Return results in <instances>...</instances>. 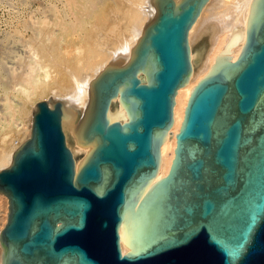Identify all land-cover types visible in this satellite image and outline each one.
Returning a JSON list of instances; mask_svg holds the SVG:
<instances>
[{
  "label": "water",
  "instance_id": "95a60500",
  "mask_svg": "<svg viewBox=\"0 0 264 264\" xmlns=\"http://www.w3.org/2000/svg\"><path fill=\"white\" fill-rule=\"evenodd\" d=\"M208 1L152 0L138 45L91 82L77 129L64 101L34 107L31 137L0 171L1 264H264V0L194 87L154 182ZM69 130L92 147L78 171Z\"/></svg>",
  "mask_w": 264,
  "mask_h": 264
},
{
  "label": "bare ground",
  "instance_id": "6f19581e",
  "mask_svg": "<svg viewBox=\"0 0 264 264\" xmlns=\"http://www.w3.org/2000/svg\"><path fill=\"white\" fill-rule=\"evenodd\" d=\"M106 2L107 0H65V5H63L66 7L64 10L65 16L58 19L56 26H58L59 30H61V32L66 35V38H71L73 35L81 36L82 34L80 33H84V30L90 21L93 20L100 12H102L101 8L106 4ZM252 2L253 0H209L197 18L196 22L190 29L189 45L191 50V63L193 72L188 84L180 88L176 96V105L174 107V124L168 133L166 142L162 145L160 171L158 172L154 182L166 176L171 168V164L175 156L176 135L181 129L188 100L194 87L210 72V69L216 62L217 56L224 50L230 41L234 29L241 28L244 30V34H246L247 21L250 16ZM116 4L117 9H113L112 13L108 15L106 22L99 24V27H97V32L87 35L92 39L93 43L91 42V44L93 45L91 46L93 47L90 46L92 49H89L90 52L88 53L85 60L82 58L84 51L82 54L79 53L81 52L80 50H82H79V48L82 46L80 42L79 44L81 46L79 48L75 47L74 49L70 46L71 49H74L73 51L68 47H65L66 49H69L66 51V55L69 56L73 52V54L76 53V55L73 56L75 57L74 60L72 59L66 65L64 64L65 66L63 65V69L61 68L62 71L56 67H54L55 69L52 70V68H49L48 65L42 64L37 58L31 57L29 60H26L22 63V66L21 68L19 67V70H15L12 73L10 72L9 79L2 83L3 89L8 91L10 86L14 84L19 86L18 91L25 98L28 100H34L33 97H35L39 92L41 93L47 87L49 89L51 87L50 90L56 97L53 95L51 96L55 97L57 100L64 101L65 106L68 109L75 111L73 125L77 129L80 120L83 118L84 113L90 104L91 82L95 80L98 74L102 72V70L108 66L113 59L125 54L126 52L131 54L132 48L138 45L139 39L143 36L145 26L153 21L156 14L152 0H117ZM43 9L46 10V7L43 6ZM30 14H32V12ZM69 16L72 17V19L68 20ZM47 17L46 19H48ZM96 38L98 39L96 40ZM67 40L69 41V39ZM74 40L75 39H73V41ZM244 42L245 39L243 42L239 43L238 46L231 50V52L234 51V53L230 55L233 56V60L238 58ZM65 44H67V42H65ZM83 46L85 47V44ZM31 51L32 49L30 52ZM33 56H35V53ZM141 79L145 80V76L142 75ZM14 92L16 93V90ZM117 101L119 106H121L120 100L118 98L115 100V102ZM7 103L8 110L13 112V106L9 102ZM123 111L125 112L126 118L128 120L126 110L122 109V112ZM78 114H81V116L78 117ZM29 120V125L27 122V126H29L28 138H30L32 135L34 114ZM119 122L125 121L119 120ZM69 133L72 134L73 138L75 139V145L69 148L74 155L76 170L78 171L80 164L83 162V159L86 158L92 147H80L77 143V138L74 135L73 130H69ZM25 137H27V135H25ZM16 150L12 149L11 151L7 148L1 149L0 170L12 163ZM3 196L5 197L4 199H7V203L9 204V199L5 195ZM3 205L5 204L3 203ZM8 213L9 211L6 214V217L3 219V227L0 229V233L8 222ZM121 233L122 227L120 229V235ZM121 245L123 253L126 254L129 251V247L122 240ZM1 255L2 248L0 244V264Z\"/></svg>",
  "mask_w": 264,
  "mask_h": 264
},
{
  "label": "rangeland",
  "instance_id": "374dc122",
  "mask_svg": "<svg viewBox=\"0 0 264 264\" xmlns=\"http://www.w3.org/2000/svg\"><path fill=\"white\" fill-rule=\"evenodd\" d=\"M60 1L61 0H0V151L3 148H7L11 151L12 149H18L19 147H17V143L22 145L27 139H29V126H27V122L29 125V119L33 115V108L42 101H50L51 99L57 100L55 99L56 96L53 95L54 93H52L50 90L51 87L50 89L47 87L41 93L39 92L35 97H33L34 100H28L25 98L21 93H19V86L14 84L10 86L8 91H5L2 87V83L9 79L10 72L12 73L15 70H19V67L21 68L22 63L26 60H29L31 57L37 58L42 64L48 65V67L52 68V70L55 69L54 67L61 70V68L63 69L64 64L66 65L70 62V60L75 59L73 56H75L76 53L73 54L74 52L69 56L66 55V51L71 49L70 46L75 49V47L79 48L81 45L83 46L85 44V47L83 46L82 48L81 46L79 48V50L82 49L79 53L82 54L84 51L82 58L85 60L88 53L90 52L89 49H92L91 47H93L91 46L93 45L91 44L92 39L87 35L96 33L99 24L106 22L108 15L112 13L113 9H117V0L116 2L115 0H107L106 4L101 8L103 13L100 12L93 20L90 21L88 24V26H90L86 27L84 33H80L82 34L81 36L73 35L71 39L69 37L66 38V35H64V33L59 30L58 26H56L58 19L65 16L64 10L66 7L63 6L65 5V0L61 1L62 3ZM43 6L46 7L47 11L43 9ZM16 8H19L18 12ZM31 12L32 14H30ZM46 17L48 19H46ZM70 19H72V17L69 16L68 20ZM67 39H69V41ZM73 39L75 40L73 41ZM97 39L98 38H96V40ZM65 42H67V44H65ZM65 47H68L69 49H66ZM31 49L32 51L30 52ZM74 49L71 50L73 51ZM34 53L35 56H33ZM56 56L59 59H57ZM15 90L16 93L14 92ZM7 102L13 106V112L8 110ZM80 116L81 114H78V117ZM25 135H27V137H25ZM9 166L7 165L5 167L7 168ZM5 167L1 168L5 169ZM4 198L5 197L3 194H0V229H2V222L4 221L3 219L6 217V214L9 211V204L7 203V199ZM3 203L5 205H3Z\"/></svg>",
  "mask_w": 264,
  "mask_h": 264
},
{
  "label": "built area",
  "instance_id": "2783aa9c",
  "mask_svg": "<svg viewBox=\"0 0 264 264\" xmlns=\"http://www.w3.org/2000/svg\"><path fill=\"white\" fill-rule=\"evenodd\" d=\"M16 145H17V147H20V146H21V144H20V143H17Z\"/></svg>",
  "mask_w": 264,
  "mask_h": 264
}]
</instances>
